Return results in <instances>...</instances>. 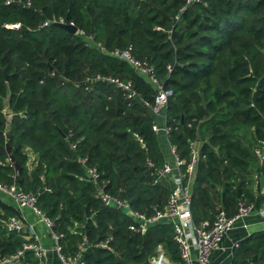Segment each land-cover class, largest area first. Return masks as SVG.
<instances>
[{
  "label": "trees",
  "instance_id": "obj_1",
  "mask_svg": "<svg viewBox=\"0 0 264 264\" xmlns=\"http://www.w3.org/2000/svg\"><path fill=\"white\" fill-rule=\"evenodd\" d=\"M61 19L83 35L53 24ZM96 44L130 46L171 91L165 126L181 172L197 152L195 224L232 217L241 197L252 199L254 171L264 176V0H0V183L35 196L66 258L83 244L82 264H152L161 246L182 264L169 222L133 232L129 216L96 196L100 185L151 214L170 191L154 182L165 159L143 103L154 104L156 89ZM106 78L130 82L136 96ZM12 220H22L19 209L0 197V257L33 240L6 229ZM22 260L39 264L29 250ZM230 264H264V229L237 242Z\"/></svg>",
  "mask_w": 264,
  "mask_h": 264
},
{
  "label": "built area",
  "instance_id": "obj_2",
  "mask_svg": "<svg viewBox=\"0 0 264 264\" xmlns=\"http://www.w3.org/2000/svg\"><path fill=\"white\" fill-rule=\"evenodd\" d=\"M11 2L12 0H6ZM193 1L200 0H185V2L191 3ZM59 22H63L62 19ZM73 24L72 22L67 21ZM12 27H17L18 24H12ZM77 34L83 35V32L78 30ZM88 41L92 43L93 36L86 37ZM101 51L126 61L135 72L143 76L155 89L156 96L154 104L150 105L148 102L143 101L144 105L149 107L153 115L160 114L162 109H165L168 97L171 91L165 89L162 86V81L156 76L153 66L149 65L146 61L140 60L134 57L131 53V47L125 49H114L106 51L100 44H96ZM98 79L101 77L98 76ZM107 81L116 82L119 86L123 87L128 92V96H136L135 91L132 89L130 82H120L112 78H106ZM155 130L157 129L156 126ZM167 134L169 129L165 126L163 128ZM138 141L143 146L142 140L137 137ZM264 145V141H262ZM72 147H74L72 145ZM170 152L174 159L172 165L165 163L162 168L157 171V179L154 182H159L161 178H167L168 174L175 167L177 173L173 175V187L170 189L165 206L162 209H156L151 214L140 212L137 209H133L129 204L120 199L118 196L113 195L110 192L104 190L100 185L97 186L96 196L100 199L102 204L107 207L119 208L132 220L129 223L128 228L133 232L144 231L150 225L157 224L159 222H169L173 229V241L176 244L177 252L182 264H210V257L212 252L218 248L219 242L222 237L229 230L233 221L238 218L248 215L251 210L250 204L246 203L241 197L238 201L237 212L229 217L224 211H219L212 222L202 221L199 224H195L192 219L190 211V185L189 180L193 173L194 165L197 159V152L192 149L189 162L186 164L185 172H181L179 167L184 162L180 160L175 153V150L170 146ZM258 157L261 156L260 148L255 150ZM80 163L85 166V174L88 180L97 184L98 173L94 167L86 166L85 158L78 159ZM6 162L11 165V159L8 157ZM187 177V182L184 184L183 179ZM0 193L10 196L18 207L29 208L34 214L38 215L43 221L49 234L53 240V248L57 253L62 264H82V251L84 245L81 244L79 250L72 257H64L60 253V246L58 240L60 235L53 230V221L44 215L43 212L36 205L35 196L18 188L15 184L4 185L0 183ZM262 202L264 204V188L261 189ZM21 220H12L8 227L11 229L19 230L22 228ZM33 240L25 242L22 248L18 249L15 253L0 257V264H24L23 252L24 250L32 251L33 256L38 260L39 264H45L46 251L41 242L38 240L35 234H31ZM101 246H105V243H101ZM237 245V243L235 244ZM234 245V246H235ZM152 264H171L167 256L164 254L161 246L157 247L156 253L150 258Z\"/></svg>",
  "mask_w": 264,
  "mask_h": 264
},
{
  "label": "crops",
  "instance_id": "obj_3",
  "mask_svg": "<svg viewBox=\"0 0 264 264\" xmlns=\"http://www.w3.org/2000/svg\"><path fill=\"white\" fill-rule=\"evenodd\" d=\"M155 126L157 127V139L160 150L164 155L165 163L172 165L174 163V159L170 152V144L168 142L167 134L163 130L165 127V109H162L160 114L156 115ZM28 158L30 161L33 159V155L30 151H28ZM262 158L263 154L261 150L259 160L261 161ZM176 173L177 171L175 167H173L167 178H161L159 182L171 189L173 187V175ZM252 178V184L250 185L252 190V199L248 203L251 206V210L248 215L233 221L229 230L220 240L218 248L212 252L210 264H230L234 245L251 233L264 229V204L261 196V189L264 188V176L261 173L254 171ZM0 197L9 205L19 209L22 217V220L20 221L22 229L29 235L35 234L45 248V264H62L53 248V240L49 234V230L40 217L34 214L29 208L18 207L10 196L0 193ZM194 264L197 263L195 262Z\"/></svg>",
  "mask_w": 264,
  "mask_h": 264
},
{
  "label": "water",
  "instance_id": "obj_4",
  "mask_svg": "<svg viewBox=\"0 0 264 264\" xmlns=\"http://www.w3.org/2000/svg\"><path fill=\"white\" fill-rule=\"evenodd\" d=\"M54 25L59 26L60 28L66 30L67 32L71 34H77V27L74 24L66 22H54ZM6 77V76H5ZM6 229H10L9 227H6Z\"/></svg>",
  "mask_w": 264,
  "mask_h": 264
},
{
  "label": "rangeland",
  "instance_id": "obj_5",
  "mask_svg": "<svg viewBox=\"0 0 264 264\" xmlns=\"http://www.w3.org/2000/svg\"><path fill=\"white\" fill-rule=\"evenodd\" d=\"M172 264H176V263L172 262Z\"/></svg>",
  "mask_w": 264,
  "mask_h": 264
}]
</instances>
